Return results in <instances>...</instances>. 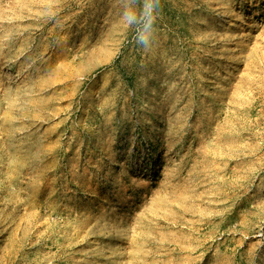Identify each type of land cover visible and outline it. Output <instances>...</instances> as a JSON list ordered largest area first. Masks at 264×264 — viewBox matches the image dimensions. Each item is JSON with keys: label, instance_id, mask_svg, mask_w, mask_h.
I'll return each mask as SVG.
<instances>
[{"label": "rangeland", "instance_id": "rangeland-1", "mask_svg": "<svg viewBox=\"0 0 264 264\" xmlns=\"http://www.w3.org/2000/svg\"><path fill=\"white\" fill-rule=\"evenodd\" d=\"M0 0V264H264V0Z\"/></svg>", "mask_w": 264, "mask_h": 264}, {"label": "clouds", "instance_id": "clouds-1", "mask_svg": "<svg viewBox=\"0 0 264 264\" xmlns=\"http://www.w3.org/2000/svg\"><path fill=\"white\" fill-rule=\"evenodd\" d=\"M121 22L135 31V43L148 51L156 36L161 17V0H118Z\"/></svg>", "mask_w": 264, "mask_h": 264}]
</instances>
